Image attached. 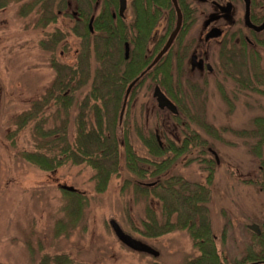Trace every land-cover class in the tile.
Instances as JSON below:
<instances>
[{
    "label": "rangeland",
    "instance_id": "obj_1",
    "mask_svg": "<svg viewBox=\"0 0 264 264\" xmlns=\"http://www.w3.org/2000/svg\"><path fill=\"white\" fill-rule=\"evenodd\" d=\"M25 1H12L13 3L0 10V262L39 264L45 255L71 254L73 264H186L199 254L186 230L156 238H145L131 230L130 221L140 227L139 221L146 218V201L131 188L121 191L123 177H114L107 190L98 193L92 179L94 170L85 163H67L55 171H45L22 157V152L36 150L35 122L31 121L17 131L13 118L30 110L33 102L40 100L46 93L56 76L51 66L52 59L55 58L62 64L75 63V52L82 42L78 34L70 33V29L77 25L80 27L79 32L82 31L81 23L78 24L73 15L77 2L71 0L73 6L70 8L69 0H56V5L53 6L55 13L62 3L57 22L42 27L36 25L42 19L40 14L33 12L29 16L18 15V10ZM237 5L243 11V4L237 2ZM87 10L84 12L88 15ZM202 20L201 17L190 30L188 40L196 39ZM130 23L129 20L127 24ZM56 30L68 36L54 51L41 48L40 42L50 39L49 35ZM65 44L69 49L64 47L67 52L64 54L62 50ZM219 47L215 45L213 49L218 51ZM226 57L216 58L214 74L204 77L207 82L203 86L204 90L201 89L202 86L182 88L185 93L184 109L187 112L182 120L187 123L188 116H193L200 123L214 126L216 134L220 136L208 135L195 125L191 127L213 144L212 148L220 160L214 169V179L210 186L209 218L218 251L222 256L233 260L247 252L252 232L249 225L254 220L264 221V192L258 186L247 183L257 179L259 174L258 160L249 151L252 139L233 132L249 130L254 117L264 116V96L248 89L242 90L235 81L236 77L247 78L254 75L262 79L264 49L260 48L259 60L254 63L237 53L233 56V62H226ZM89 61L92 70L99 65L94 58ZM89 90L90 84H87L76 95L81 99ZM222 92L229 97L230 102L223 99ZM151 93L146 81L136 91L132 111L129 112L131 117L127 127L132 135L130 140L141 156L147 155L148 148L138 138V127L145 136H155L153 132L158 128L164 142H168V139L181 142L184 136L181 133V123L176 126L172 119L169 126V122L164 121L166 113L155 111L156 102ZM149 104L152 106L151 110H148ZM78 111V107L72 108L62 116L63 121L55 114V108L51 107L45 111L44 116L49 118L46 125L53 127L66 123L72 142L76 130L73 122ZM149 112L152 115L147 125ZM41 114L42 112L39 115ZM10 135L13 136L9 137ZM167 155L170 154L167 153L165 157ZM182 156L178 158L170 174L206 184L207 164L200 161L198 151ZM206 157L214 159L210 154ZM152 181L154 179L150 178L149 182ZM64 186L73 187L83 194L88 203L77 228L68 236L63 232L55 237L53 232L56 222L65 218L64 207L69 198L64 193ZM152 201V206L156 208V199L153 198ZM111 219H115L126 233L158 250L159 257L139 253L123 245L109 224ZM23 226L27 241L24 246L22 242H18L17 236V230ZM39 240L46 248L44 253L34 252ZM30 249L33 252L30 253Z\"/></svg>",
    "mask_w": 264,
    "mask_h": 264
},
{
    "label": "trees",
    "instance_id": "obj_2",
    "mask_svg": "<svg viewBox=\"0 0 264 264\" xmlns=\"http://www.w3.org/2000/svg\"><path fill=\"white\" fill-rule=\"evenodd\" d=\"M12 1L21 3L22 0H0V10L5 9L13 3ZM61 4L58 6V12L55 13L53 6L56 2L26 0L22 2L18 15L24 17L33 12L38 13L42 19L36 25L46 27L57 22V16L61 14ZM113 4L117 5V2H104L102 13L94 23V34L86 27L83 32H79L75 27L74 33L82 39L75 52L77 61L62 64L53 58L51 66L56 76L47 87L46 93L40 100L33 102L30 110L13 118L17 131L31 121L35 122L36 150L22 152V157L45 171H55L67 163L75 165L85 163L94 170L92 179L95 191L98 193H104L114 177H123L121 191L131 188L146 201V218L139 221L140 227L130 221L131 230L145 238H156L174 231L186 230L199 253L186 264H264V221L254 220L256 223L253 224H259L260 234L250 232L247 252L240 258L230 260L218 251L208 210L210 186L218 163L212 153L215 151L212 148L213 144L207 138L192 130L190 134H186L181 143L170 142L171 146L160 148L155 136H145L140 133L141 128L138 127L137 135L148 148L147 155L141 156L134 149L130 140L132 135L129 134L127 127L131 117L129 112L132 110L127 108L121 122L119 113L127 85L149 65V12H146L149 10V2H132L137 17L130 24L113 19L109 8ZM130 29L135 31L130 38L134 49L129 60H125L121 43L127 40L125 37L128 36ZM66 35L56 30L49 35L50 39L41 41L40 46L44 50L54 51L56 46L65 40ZM261 45L264 49V43ZM64 47L69 48L67 44L63 46L62 52L65 54L67 52ZM112 47H116L117 52H109V48ZM246 48L243 44L239 50H233L234 54H226V62H233L236 53L253 63L258 62L259 53ZM90 58H94L99 64L94 70L91 69ZM165 79V88L171 92L170 95L178 105L179 114L173 116L175 125L181 123V127L186 129L195 125L208 135L220 137L216 134L214 126L200 123L193 116H188L187 123L183 122V116H187L185 104L170 88V72L165 74ZM146 81H149V72L133 89L132 97ZM235 81L242 90L248 89L264 96V75L262 79H259L258 75L247 78L236 77ZM87 84H90V90L79 99L76 93ZM222 97L230 102L224 92ZM51 107L55 108V114L61 119L72 108H79L74 117L73 124L76 130L72 142L66 123L53 127L46 125L49 118L44 116L45 111ZM166 120L164 118V121ZM168 122L170 124V121ZM251 122L252 127L249 130L233 132L252 139L249 143V151L258 160L259 174L257 179L249 180L247 183L258 186L259 190L264 192V116L254 117ZM208 147L213 151L210 152ZM195 151H198L200 161L207 164L206 184L189 181L181 175L170 174L179 157H183L184 154L190 155ZM167 153L170 155L165 157ZM207 154L212 155L215 160L208 159ZM150 178L154 179L153 185L149 182ZM64 193L69 197L64 207L65 218L56 222L53 232L55 237H59L63 232L68 236L77 228L88 203L87 198L77 191L64 190ZM153 198L156 199V208L152 206Z\"/></svg>",
    "mask_w": 264,
    "mask_h": 264
},
{
    "label": "flooded vegetation",
    "instance_id": "obj_3",
    "mask_svg": "<svg viewBox=\"0 0 264 264\" xmlns=\"http://www.w3.org/2000/svg\"><path fill=\"white\" fill-rule=\"evenodd\" d=\"M55 1L56 0H48V2ZM74 1L77 3L74 5L75 10L73 11V15L77 18V23H81V30H84V28L86 27L93 34L94 23L102 13L104 2H117V5L113 4L109 7L111 9L110 13L115 21L121 20L126 24L129 22V20L130 22H132L137 17V13L133 9L132 2H149V10L146 11L147 13L149 12V66L160 53L171 32L176 27V23L178 20V7L182 15V24L180 30L169 50L164 53L162 57L157 61V63H155L146 72V74L149 72L148 89L149 92H152L151 96L156 102V106L154 107L156 109L155 111L158 110L161 113H166L167 121H171L173 119V116L176 115L167 108H159L157 101L153 96L155 87L159 86L162 92L177 106L178 109L176 100L170 95L171 92H169L165 88L164 83L166 80V73L170 72L171 81L169 82V84L172 92L176 93V97L179 100L184 101L185 93L184 89L182 90L183 87L192 89L194 86H202L201 89L204 90L203 86H205V84L207 83L204 80V77L214 74V64L216 63V58L221 59V57H226V54L228 53L234 54L233 50H239V48L242 47L243 44L246 45V49H252L254 51H257V53H259L260 48L263 49L261 47V44L264 43V29L262 31H256L255 29L246 25L245 20L247 16V8L245 2H250L248 17L251 23L253 25L259 26L264 22V0H126L127 5L123 14H121L120 12L119 2H121V0ZM68 2V6H70L71 8L73 6L71 0H69ZM174 2H176L177 6L174 4ZM237 2L243 4V11L238 7ZM90 3H92L93 5L91 6ZM228 5H231V8L227 12L226 9ZM86 10L89 12L88 15L84 12ZM201 17L203 18V20L198 36L194 40H188L187 35L189 34L190 30H192L193 27L197 24ZM75 27L80 28L78 25L72 27L70 29V33L72 35H74ZM213 28H219L222 31L221 35L219 37L206 38L207 34ZM134 34L135 31H132L130 29L128 32V36L125 37L127 38V40H123L121 43V48L125 60H129L131 52L134 49V44H132L130 40V38H132V35ZM127 45L128 55L126 56ZM213 45H216L217 47L220 46L219 50L215 51V49H213ZM227 47L233 48L227 49ZM109 52L115 53L117 52V48H109ZM143 77H141L140 80L132 88L131 93L127 99L124 115L128 107L131 109L132 102L135 98L134 96H131L132 91L134 88H136V85L141 81ZM129 84L127 85L123 95L122 105L119 113V120L125 99V94ZM151 109L152 106H150L149 104L148 110ZM151 115V112H149V115L147 116V125H149V119L151 118ZM190 130L193 129H186L185 127H182L181 133L184 134L183 139L185 138L186 134L191 133ZM153 133L155 134L157 145L160 148L169 147L172 145V143L170 142H175L169 139L167 140L168 142H164L162 139V132H160L158 128H156L155 132ZM197 133L200 134L199 132ZM176 143L179 144L181 142ZM208 149L210 152L213 151V149L210 147H208ZM153 184L154 182L152 181L151 185ZM17 233L18 242H22L24 246L27 242L25 239L26 230L24 229V226L18 229ZM36 245L37 248L34 250V252L44 253L46 251L44 245L42 246L41 244V240L37 241ZM29 252H33V249H30ZM73 263L74 260L71 254H54L52 256L45 255L39 261V264ZM0 264L3 263L0 262Z\"/></svg>",
    "mask_w": 264,
    "mask_h": 264
},
{
    "label": "water",
    "instance_id": "obj_4",
    "mask_svg": "<svg viewBox=\"0 0 264 264\" xmlns=\"http://www.w3.org/2000/svg\"><path fill=\"white\" fill-rule=\"evenodd\" d=\"M246 3V8H247V16H246V25L255 29L256 31H262L264 29V22L259 25H253L248 17V13H249V7H250V2H245ZM120 4V12L121 14H123L124 10L126 9V5L127 2L126 0H121V2H119ZM174 4L177 6L176 2H174ZM231 8V5H228L226 11L228 12ZM178 20L176 23V27L175 29L171 32L168 40L166 41L165 45L163 46L162 50L160 51V53L157 55V57L155 58V60L152 62V64L150 66H148L143 72H141V74L135 78L128 86L126 94H125V99H124V103H123V107L121 110V114H120V120L123 119V115H124V111H125V107H126V103H127V99L128 96L131 93L132 88L135 86V84L140 80L141 77H143L146 72L149 70V68H151L155 63H157V61L162 57V55L164 53H166L169 48L172 46L179 30L182 24V15L180 13V10L178 9ZM222 31L219 28H213L208 34L206 38H211V37H219L221 35ZM128 55V45L126 47V56ZM154 98L157 101V104L159 106V108L164 109L167 108L168 110H170L173 114L177 115L178 114V109L177 106L162 92V90L160 89L159 86H156L154 89V94H153ZM215 155V158L217 160V162L219 163V157L217 155V153L214 151L213 152ZM63 190L66 191H70L73 192L75 191V189L73 187L70 186H64ZM109 224L112 228V230L114 231L117 239L126 247H128L129 249L139 252V253H144V254H149L153 257H159L160 253L158 250H156L155 248H153L152 246H150L149 244L143 242L140 239H137L133 236H131L130 234L126 233L122 227L120 226V224L115 220V219H111L109 221ZM251 231H253L256 234H260V228L257 224H251L248 227Z\"/></svg>",
    "mask_w": 264,
    "mask_h": 264
}]
</instances>
